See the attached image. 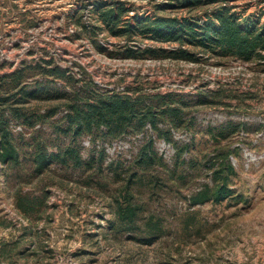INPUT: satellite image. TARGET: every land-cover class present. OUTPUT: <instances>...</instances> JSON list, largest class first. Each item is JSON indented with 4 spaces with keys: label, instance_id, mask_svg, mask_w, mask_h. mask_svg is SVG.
Instances as JSON below:
<instances>
[{
    "label": "rangeland",
    "instance_id": "obj_1",
    "mask_svg": "<svg viewBox=\"0 0 264 264\" xmlns=\"http://www.w3.org/2000/svg\"><path fill=\"white\" fill-rule=\"evenodd\" d=\"M95 1L0 0V78L22 67V83L46 85L18 106L34 118L55 108L30 126L5 107L25 126L8 125L14 139L25 144L38 133L50 150L65 145L69 137L56 129L69 101L65 92L86 81L107 92L140 93L147 102L172 93L181 121L174 127L159 119L170 139L146 123L95 141V150L105 148L104 161L89 168L54 161L37 173L25 148L16 165L0 161V264H264V65L190 44L181 45L194 59L124 56L126 47L180 43L113 34ZM101 1L126 8L119 26L154 14L202 22L222 2L240 12L242 23L264 10V0ZM53 65L63 74L49 71ZM0 83V95L14 90L11 77ZM87 136L80 137L85 159L94 151ZM149 139L157 155L140 164ZM227 161L230 195L192 203L214 185L213 168ZM118 203L134 208L132 220L118 213Z\"/></svg>",
    "mask_w": 264,
    "mask_h": 264
},
{
    "label": "trees",
    "instance_id": "obj_2",
    "mask_svg": "<svg viewBox=\"0 0 264 264\" xmlns=\"http://www.w3.org/2000/svg\"><path fill=\"white\" fill-rule=\"evenodd\" d=\"M94 6L100 15L102 22L113 34H125L139 32L159 41H178L180 46L173 48L147 47L142 50H135L126 47L122 51L124 56L137 57L148 55L151 57L169 56L173 58L194 59L195 52L182 46L190 44L200 47L202 51H207L219 56H234L244 61H254L256 64L264 65V19L261 10L256 17L248 15L244 17L243 23L239 20L240 12L232 10V6L223 3L211 10L206 18L200 22L188 16H167L154 14L152 16L135 17L134 24L131 22L119 26L118 22L122 12L126 8L121 4L116 6L108 5L104 1L96 0ZM55 74H63V69L53 65L48 68ZM26 74L23 68H15L10 73L1 76L5 80L11 77L14 80V90L0 95V161L4 164L14 166L19 162L20 153L25 148V152L31 159L34 171H43L51 162L57 161L61 164L71 163L81 168H89L92 162L97 161L102 165L104 161V147L95 150V141H109L116 135L123 132L141 130L146 123L152 125L158 135L168 137L169 130L159 128V119H167L175 127L181 121V106L172 104L170 98L172 93L158 94L154 102H147L142 94L130 95L125 92H107L97 88V84L86 81L74 85L66 103V111L61 116V123L56 124L57 132L67 135L68 142L65 145L57 146L55 150L48 149L46 140L40 134L30 133L23 143L16 141L8 129V116L5 115V107H11L13 116H24V122L33 125L37 118L44 119L53 115L55 108H50L46 112L37 113V117L27 114L22 105L30 97H36L44 92L42 89L46 85L42 81H36L33 89L26 83H22ZM3 86L0 83V88ZM5 87V85H4ZM12 100V102H11ZM88 135L91 138L93 153L88 159L81 155L80 137ZM30 149V150H29ZM96 151V156H95ZM157 155L152 147V140L141 147L139 151L140 164L152 161ZM233 171L230 162H226L224 167L213 168L212 187L204 186L192 198V203L203 202L207 199L220 201L230 195L232 189L228 185V174ZM24 196H19V205L23 206ZM117 211L123 217L133 219L134 208L130 205L118 203Z\"/></svg>",
    "mask_w": 264,
    "mask_h": 264
},
{
    "label": "built area",
    "instance_id": "obj_3",
    "mask_svg": "<svg viewBox=\"0 0 264 264\" xmlns=\"http://www.w3.org/2000/svg\"><path fill=\"white\" fill-rule=\"evenodd\" d=\"M8 125L14 131H16V130L23 131L25 128L24 125L19 123L18 120L16 118H13L11 115H8ZM87 137H88V139H87V142H88V141H90V137L89 136H87Z\"/></svg>",
    "mask_w": 264,
    "mask_h": 264
}]
</instances>
